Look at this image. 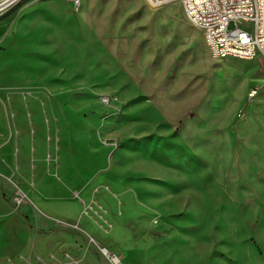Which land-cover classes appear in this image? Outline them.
<instances>
[{"label": "rangeland", "instance_id": "374dc122", "mask_svg": "<svg viewBox=\"0 0 264 264\" xmlns=\"http://www.w3.org/2000/svg\"><path fill=\"white\" fill-rule=\"evenodd\" d=\"M41 2L0 52V264H264L262 61L211 56L178 3L12 7Z\"/></svg>", "mask_w": 264, "mask_h": 264}, {"label": "built area", "instance_id": "2783aa9c", "mask_svg": "<svg viewBox=\"0 0 264 264\" xmlns=\"http://www.w3.org/2000/svg\"><path fill=\"white\" fill-rule=\"evenodd\" d=\"M23 0H0V16ZM73 8L83 0H66ZM151 8L180 4L188 21L202 31L215 58L260 59L264 66V0H143ZM231 21L236 27L228 29ZM256 89L248 92L253 98ZM105 255L111 256L106 248ZM114 263L119 260L113 255Z\"/></svg>", "mask_w": 264, "mask_h": 264}, {"label": "crops", "instance_id": "0c3cea01", "mask_svg": "<svg viewBox=\"0 0 264 264\" xmlns=\"http://www.w3.org/2000/svg\"><path fill=\"white\" fill-rule=\"evenodd\" d=\"M82 1L81 6L83 5ZM26 4V3H25ZM21 5L17 8H10L6 10L0 16V52H11L15 51L16 45L21 39V37H39L40 29L38 28L40 19L38 18V11L48 12L50 6L53 4L41 2L40 4H26ZM35 20V21H34ZM34 21L33 24L29 23ZM43 22V21H42ZM41 23V21H40ZM196 28V27H194ZM43 37V36H41ZM205 43V42H204ZM206 45V44H205ZM207 47V46H206ZM208 49V48H207ZM70 230V229H69ZM81 232V227L75 226L72 233ZM62 234L60 237H56V233L49 235V239H52L50 243L53 245H64V247L69 248L71 252H75V246H70L71 243L75 244L77 240H81L80 237L77 239H71L69 234ZM69 233V232H68ZM77 251L81 254V257H76L74 255H68L64 261V264H82L85 260V255H82L81 248H77Z\"/></svg>", "mask_w": 264, "mask_h": 264}, {"label": "bare ground", "instance_id": "6f19581e", "mask_svg": "<svg viewBox=\"0 0 264 264\" xmlns=\"http://www.w3.org/2000/svg\"><path fill=\"white\" fill-rule=\"evenodd\" d=\"M166 9H167V7H166ZM180 23H181V22H180ZM178 24H179V23H178ZM181 25H183V26H184V24H182V23H181ZM240 102H241V101H240ZM258 114H259V113H258Z\"/></svg>", "mask_w": 264, "mask_h": 264}]
</instances>
